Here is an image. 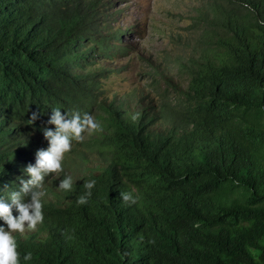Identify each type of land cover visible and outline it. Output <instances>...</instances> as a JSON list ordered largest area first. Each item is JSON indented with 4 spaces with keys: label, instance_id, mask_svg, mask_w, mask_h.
Returning <instances> with one entry per match:
<instances>
[{
    "label": "trees",
    "instance_id": "trees-1",
    "mask_svg": "<svg viewBox=\"0 0 264 264\" xmlns=\"http://www.w3.org/2000/svg\"><path fill=\"white\" fill-rule=\"evenodd\" d=\"M97 3L0 0L3 199L49 146L53 108L92 113L97 74L80 71L113 47L94 34ZM208 16L176 119L153 131L143 113L108 109L91 197L78 203L83 182L63 206L44 203V237L17 242L21 264H264V0H223Z\"/></svg>",
    "mask_w": 264,
    "mask_h": 264
},
{
    "label": "rangeland",
    "instance_id": "rangeland-1",
    "mask_svg": "<svg viewBox=\"0 0 264 264\" xmlns=\"http://www.w3.org/2000/svg\"><path fill=\"white\" fill-rule=\"evenodd\" d=\"M222 3L223 0H98L92 22L94 34L113 47L108 58L96 55L95 48L89 53L93 56L87 59L90 63L80 71L97 74L98 97L90 114L101 123L108 109L123 116L143 112L144 121L149 119L148 128L164 131L176 119L173 108L184 101L186 68L205 47L201 39L205 19ZM89 45V41L83 43L84 47ZM98 133H85L82 143L72 141L59 177L51 174L45 178L44 203L63 205L69 193L58 188L61 179L71 176L78 184L105 165L103 150L93 142ZM35 231L26 228L14 236L23 239Z\"/></svg>",
    "mask_w": 264,
    "mask_h": 264
},
{
    "label": "clouds",
    "instance_id": "clouds-1",
    "mask_svg": "<svg viewBox=\"0 0 264 264\" xmlns=\"http://www.w3.org/2000/svg\"><path fill=\"white\" fill-rule=\"evenodd\" d=\"M139 116L140 113H136L131 118L137 120ZM38 118L39 112L33 111L29 117V124H32ZM144 120L145 117L143 122H145ZM146 121L148 122L149 119ZM48 123L55 125V129L46 128L43 130V136L48 141L49 146L48 148L46 147L47 149L37 150L35 164H29L26 167V172L30 178L20 179L17 183L19 184L18 189L10 192L5 199L0 196V219L6 223V225L0 226V264H21L17 242L25 241L29 238L41 239L44 237V233L40 231V223L44 219L45 178L51 174H56L59 177V173L63 171L65 154L71 151L73 140L83 142L85 133L92 135L102 131L101 123L92 114L84 113L81 115L75 111L70 114H62L59 108L52 109ZM90 176L94 175H89V178ZM87 180L84 181V187L87 191L78 198V203L80 204L88 202V198L92 195L91 190L96 184L95 180ZM73 184V178L66 176L60 180L58 188L64 192H71ZM120 195L124 202L136 203V197L131 192L121 193ZM17 212L18 215H15ZM26 228L27 230L36 231L23 239H18L14 236L16 232L24 233ZM32 258L33 254L31 252H27L23 256L24 261H29Z\"/></svg>",
    "mask_w": 264,
    "mask_h": 264
}]
</instances>
